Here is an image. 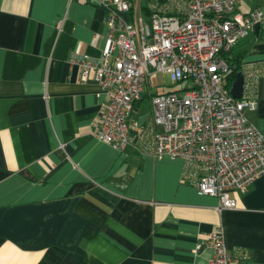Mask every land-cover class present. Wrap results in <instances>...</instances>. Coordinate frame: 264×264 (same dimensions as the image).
I'll return each mask as SVG.
<instances>
[{
  "label": "crops",
  "instance_id": "obj_1",
  "mask_svg": "<svg viewBox=\"0 0 264 264\" xmlns=\"http://www.w3.org/2000/svg\"><path fill=\"white\" fill-rule=\"evenodd\" d=\"M100 1L0 0V264L206 263L212 253L198 246L221 226L239 264H264V176L220 212L218 198L199 194L201 168L158 159L151 100L165 92H152L154 81L131 115L128 147L97 138L106 94L70 57H101ZM257 8L264 0L237 5ZM236 52L255 82L244 87L257 100L247 118L264 134V24Z\"/></svg>",
  "mask_w": 264,
  "mask_h": 264
},
{
  "label": "built area",
  "instance_id": "obj_2",
  "mask_svg": "<svg viewBox=\"0 0 264 264\" xmlns=\"http://www.w3.org/2000/svg\"><path fill=\"white\" fill-rule=\"evenodd\" d=\"M136 1L101 0L109 28L101 57H70L81 80L93 79L106 94L97 138L125 150L131 115L148 82L161 74L187 84L152 97L153 122L162 128L154 135L156 157L201 168L199 194L218 198L220 212L234 210L233 193H246L264 176V134L247 118L257 100L232 96L231 69L222 55L264 24V13L261 8L239 12L242 0H146L147 12L138 13ZM244 87L254 92V79L247 76ZM205 246L211 259L195 264L240 263L222 226L198 250Z\"/></svg>",
  "mask_w": 264,
  "mask_h": 264
},
{
  "label": "trees",
  "instance_id": "obj_3",
  "mask_svg": "<svg viewBox=\"0 0 264 264\" xmlns=\"http://www.w3.org/2000/svg\"><path fill=\"white\" fill-rule=\"evenodd\" d=\"M144 12H147L146 6L143 7ZM236 45L233 47L230 51L223 53V58L226 60L228 63L230 69H231V74L228 77V87L229 89L232 88L233 83L235 82L237 76L239 73H244L243 72V66L241 62V56L236 52L237 49Z\"/></svg>",
  "mask_w": 264,
  "mask_h": 264
},
{
  "label": "rangeland",
  "instance_id": "obj_4",
  "mask_svg": "<svg viewBox=\"0 0 264 264\" xmlns=\"http://www.w3.org/2000/svg\"><path fill=\"white\" fill-rule=\"evenodd\" d=\"M136 2L145 3V0H137ZM137 12L140 13V9L137 8ZM153 84L150 85L152 92H170L182 90L187 84L173 82L169 75H158L155 78Z\"/></svg>",
  "mask_w": 264,
  "mask_h": 264
},
{
  "label": "water",
  "instance_id": "obj_5",
  "mask_svg": "<svg viewBox=\"0 0 264 264\" xmlns=\"http://www.w3.org/2000/svg\"><path fill=\"white\" fill-rule=\"evenodd\" d=\"M259 26L260 24L256 25V27ZM244 83H245L244 76L242 73H239L231 88V94L234 98L241 99L243 97Z\"/></svg>",
  "mask_w": 264,
  "mask_h": 264
}]
</instances>
